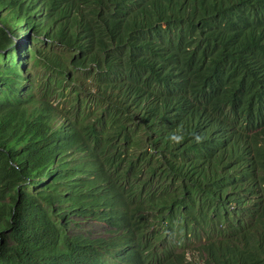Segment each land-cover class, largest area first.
<instances>
[{
	"label": "trees",
	"instance_id": "1",
	"mask_svg": "<svg viewBox=\"0 0 264 264\" xmlns=\"http://www.w3.org/2000/svg\"><path fill=\"white\" fill-rule=\"evenodd\" d=\"M0 264H264V0H0Z\"/></svg>",
	"mask_w": 264,
	"mask_h": 264
},
{
	"label": "rangeland",
	"instance_id": "2",
	"mask_svg": "<svg viewBox=\"0 0 264 264\" xmlns=\"http://www.w3.org/2000/svg\"><path fill=\"white\" fill-rule=\"evenodd\" d=\"M22 40V39H18ZM24 40V39H23ZM28 70L25 72L29 74V79L26 80V83H31L32 90L36 93H41L42 91H46V93L52 98L54 103H57L59 106H68L70 102V96L72 94V86L68 80L61 81L60 77L55 76L53 72L41 65H35L32 63L31 57L28 58L27 66ZM96 107L92 103L91 98L84 95V99L80 103L79 111L80 113H90L92 120H95L93 117V110ZM203 216H207V214H202ZM154 227L159 228L161 231L165 229L162 224L152 225L149 229H153ZM199 235L202 234L201 239H203V229L198 227ZM190 239H186V244L197 243L198 241L195 237H192L189 233ZM192 257V255H190Z\"/></svg>",
	"mask_w": 264,
	"mask_h": 264
},
{
	"label": "clouds",
	"instance_id": "3",
	"mask_svg": "<svg viewBox=\"0 0 264 264\" xmlns=\"http://www.w3.org/2000/svg\"><path fill=\"white\" fill-rule=\"evenodd\" d=\"M171 139H172L173 141H175L176 143H179V142L182 141L183 137H182V136H178V135H173ZM202 140H203V137H202V136H200V135H196V136H195V141H196L197 143L202 142Z\"/></svg>",
	"mask_w": 264,
	"mask_h": 264
}]
</instances>
